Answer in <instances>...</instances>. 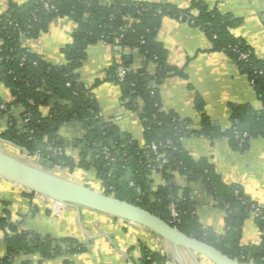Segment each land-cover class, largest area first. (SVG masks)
I'll use <instances>...</instances> for the list:
<instances>
[{
  "label": "trees",
  "instance_id": "obj_1",
  "mask_svg": "<svg viewBox=\"0 0 264 264\" xmlns=\"http://www.w3.org/2000/svg\"><path fill=\"white\" fill-rule=\"evenodd\" d=\"M166 15L201 27L214 50L230 54L245 70L264 103V62L252 46L233 35L231 29L237 25V19L218 8H208L202 0H191L187 9H177L168 3L124 0H28L22 5L10 2L0 15V82L13 99L0 100V126L4 121L8 125L0 131V142L25 150L31 157L41 153L53 163V169L93 170L105 194L152 212L184 234L244 264H264V208L246 197L239 186L225 185L211 163L193 159L182 146L183 138L197 133L211 139L227 137L232 148L242 152L252 140L264 136V112L259 116L250 107L235 106L231 129L222 132L206 116L196 131L189 121L163 111L156 84L167 77L182 75L181 70L168 64L167 52L157 40ZM63 17L72 19L77 28L71 44L63 49L66 62L55 65L31 52L25 43L39 38L54 19ZM99 42L113 48L138 50L153 64L151 70L145 68L136 74L127 70L121 80L119 71L127 68L123 56L122 63L108 72V80L120 85L126 107L142 122L144 146L101 122L100 108L81 82L79 69L86 61L87 49ZM18 107L22 112L15 115L13 109ZM43 107L49 111L47 116L41 110ZM69 123L79 124L85 131L78 140L81 149L78 163L65 154L59 134L60 128ZM245 134L248 137L244 139ZM152 144L158 145V153L165 155L166 160L156 161ZM153 173L160 174L165 182L155 191ZM178 176L204 182L217 206L226 212L223 235L202 225L190 191L186 188L180 196ZM172 203L179 214L177 221L169 210ZM249 218L256 221L261 240L259 244L243 246V226ZM0 230L6 233L7 247L0 264H15L22 254L52 259L86 250L75 239L54 240L21 230L9 215L0 216ZM141 251V259L147 264L169 261L167 255L146 246ZM64 264L73 263L66 260Z\"/></svg>",
  "mask_w": 264,
  "mask_h": 264
},
{
  "label": "crops",
  "instance_id": "obj_2",
  "mask_svg": "<svg viewBox=\"0 0 264 264\" xmlns=\"http://www.w3.org/2000/svg\"><path fill=\"white\" fill-rule=\"evenodd\" d=\"M26 1L0 0V15L10 2L22 5ZM124 1L168 3L177 9H187L191 3V0ZM202 1L210 9L218 8L222 13L235 17L237 25L231 29L233 35L252 46L258 58L264 62V0ZM192 13L198 15L197 11ZM76 28L72 19L56 18L46 33L27 41L25 46L51 64H64L66 60L63 49L71 44ZM157 40L167 52L168 64L182 71L181 76H170L156 84L163 111L189 121L196 131L200 128L203 116L210 118L222 132L229 131L232 126V108L235 106L250 107L259 116L262 115L264 103L245 70L230 54L214 50L213 43L201 27L166 15L158 30ZM123 56L127 68L122 69L125 72L128 70L129 74H136L145 68L151 70L153 67L138 50L113 48L110 44L99 42L88 47L87 58L79 74L85 89L100 108L101 122L104 121L102 123L107 127L115 128L120 135L129 136L144 146L141 120L122 101L120 85L108 80V72L115 64L122 63ZM12 99L10 91L0 82V100L11 102ZM41 110L44 116L48 115L46 107ZM13 112L20 115L22 110L18 107ZM7 127L6 121L2 122L0 131ZM84 133L82 126L76 123L65 124L59 131L64 141L65 154L76 163L80 161L81 154L78 140ZM182 146L193 159H205L211 163L225 185L239 186L246 197L264 208V136L252 140L242 152L232 148L227 137L211 139L197 133L183 138ZM63 171H68L71 180L100 191L83 183L87 176L73 174L75 171L96 174L93 170L77 168L73 172ZM151 180L154 191L164 184L160 174L153 173ZM93 181L97 185L102 184L96 176ZM177 183L181 188L180 196L186 188L190 191L196 203L195 213L202 225L211 228L217 235H223L226 212L217 206L204 182L189 181L184 176H178ZM7 215L21 230L42 237L49 236L54 240L75 239L86 247L84 252L52 259H45L39 254H22L15 264H64L66 260L73 264H147L141 259L142 246L163 252L161 239L144 227L84 207L62 204L42 195L26 194L21 186L0 176V216ZM5 234L0 230V258L6 254ZM260 240L261 232L256 221L254 218L247 219L243 226L241 244H259ZM189 260H192L191 257ZM192 261L190 264H194ZM195 263L200 264L197 261ZM167 264L175 263L169 259Z\"/></svg>",
  "mask_w": 264,
  "mask_h": 264
},
{
  "label": "water",
  "instance_id": "obj_3",
  "mask_svg": "<svg viewBox=\"0 0 264 264\" xmlns=\"http://www.w3.org/2000/svg\"><path fill=\"white\" fill-rule=\"evenodd\" d=\"M53 167V163L45 157L33 165L0 149V176L25 190L62 204L84 207L144 227L159 237L168 248H172L179 261L183 262L182 253L186 251L194 256L202 255L214 264H244L220 249L184 234L171 223L138 205L52 173Z\"/></svg>",
  "mask_w": 264,
  "mask_h": 264
},
{
  "label": "rangeland",
  "instance_id": "obj_4",
  "mask_svg": "<svg viewBox=\"0 0 264 264\" xmlns=\"http://www.w3.org/2000/svg\"><path fill=\"white\" fill-rule=\"evenodd\" d=\"M0 149H2L3 151H5V152H7V153H9V154H11V155H13L15 157H18V158H21V159H23L25 161H28V162H30L33 165H36L37 164V162H35V160H33V158L31 156H29L28 153L25 150H22V149H19V148L17 149V147H15L13 145H10L9 143L0 142ZM41 158L42 157H40L39 159H41ZM51 172L52 173H55V174H58L60 176L66 177V178H70L69 177V174H68V171H63L62 169L61 170H59L58 168L57 169H52ZM80 172L79 171H75V172H73V174L74 175H77L79 173L80 175L87 176V180H83L84 181L83 183L90 184V186H94L95 188L99 189L100 190L99 192L105 193L104 186L102 184H100V183L97 185V183L93 181V180H95L96 174H94V173L92 174L90 171L87 172V173H85L84 171H80ZM72 177L74 178V176H72ZM74 179H76V178H74ZM96 179H97V177H96ZM68 224H70V223L68 222ZM72 224L74 225V222H72ZM68 227H66V229ZM71 227H73V226H71ZM61 228L63 230L65 229L64 226H62ZM163 245H164V247L162 246V250H163L162 253L164 255H167L168 258L170 260H172L175 264H183V262L185 264H190L191 263L190 261H192V260H194V261H192V263L196 264L195 263L196 259L197 260L199 259L198 262L200 264L201 263L202 264L203 263H206V264H214L212 261H210L208 258H206V257H204L202 255H200V256L195 255L194 256L192 254L187 253L186 251L183 252V253L181 252L182 253L183 262L182 261H179V259L177 258L175 252H173V249L172 248H168L164 243H163ZM159 250H160V248H159ZM164 251H167L168 254H166V252H164ZM188 256L191 257L192 260H189V257Z\"/></svg>",
  "mask_w": 264,
  "mask_h": 264
},
{
  "label": "built area",
  "instance_id": "obj_5",
  "mask_svg": "<svg viewBox=\"0 0 264 264\" xmlns=\"http://www.w3.org/2000/svg\"><path fill=\"white\" fill-rule=\"evenodd\" d=\"M182 19V18H181ZM244 59H246L247 58V55H243L242 56ZM125 75H126V72L124 71V69H120V71H119V78L121 79V80H123L124 78H125ZM29 121V119H27L26 120V123ZM243 137H244V139L245 138H247L248 137V135H243ZM151 149H152V151H154L156 154H157V159H156V161L157 162H160V161H164V160H166L165 159V155H162V154H159L158 153V145L157 144H152L151 145ZM56 152H58V151H56ZM40 157H44V156H42L41 155V153H37L34 157H32L33 158V160H35V162H37V164H38V162H39V158ZM164 184H165V182H164ZM163 184V185H164ZM25 190V189H24ZM26 192L28 191V190H25ZM37 195H39V194H37ZM169 210H170V213H171V216H172V218H173V220L174 221H177L178 219H179V214H178V211H177V209H176V206H175V204L174 203H172L171 205H170V208H169ZM21 256V255H20ZM18 257L19 256H17V258L16 259H18Z\"/></svg>",
  "mask_w": 264,
  "mask_h": 264
}]
</instances>
